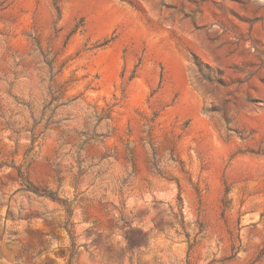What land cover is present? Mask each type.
<instances>
[{"label":"rangeland","instance_id":"rangeland-1","mask_svg":"<svg viewBox=\"0 0 264 264\" xmlns=\"http://www.w3.org/2000/svg\"><path fill=\"white\" fill-rule=\"evenodd\" d=\"M0 264H264V0H0Z\"/></svg>","mask_w":264,"mask_h":264},{"label":"trees","instance_id":"trees-1","mask_svg":"<svg viewBox=\"0 0 264 264\" xmlns=\"http://www.w3.org/2000/svg\"><path fill=\"white\" fill-rule=\"evenodd\" d=\"M33 192H35L36 194H38L37 191H33ZM47 196H49V197H50L51 199H53V200H59V199H57L56 197H53V195H50V194H49V195H47Z\"/></svg>","mask_w":264,"mask_h":264}]
</instances>
